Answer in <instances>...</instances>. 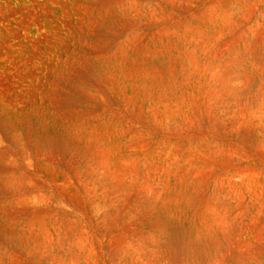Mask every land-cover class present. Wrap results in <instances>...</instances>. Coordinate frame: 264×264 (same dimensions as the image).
Here are the masks:
<instances>
[{
    "label": "rangeland",
    "instance_id": "1",
    "mask_svg": "<svg viewBox=\"0 0 264 264\" xmlns=\"http://www.w3.org/2000/svg\"><path fill=\"white\" fill-rule=\"evenodd\" d=\"M0 264H264V0H0Z\"/></svg>",
    "mask_w": 264,
    "mask_h": 264
}]
</instances>
